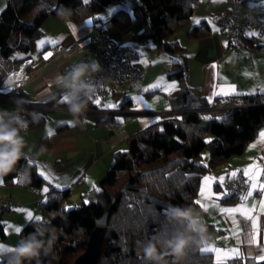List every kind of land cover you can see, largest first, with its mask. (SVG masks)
I'll return each instance as SVG.
<instances>
[{
  "label": "trees",
  "instance_id": "1",
  "mask_svg": "<svg viewBox=\"0 0 264 264\" xmlns=\"http://www.w3.org/2000/svg\"><path fill=\"white\" fill-rule=\"evenodd\" d=\"M37 2L39 0H6L0 13V56L13 65L23 63L26 55L34 50L36 41L43 34L41 24L48 15L81 21L102 12L112 2L119 5L110 18L116 30L125 32L134 22L141 31L133 39L151 43L171 56H181L179 63L173 62L171 67L165 68L166 77L179 82L178 90L169 97L176 117L157 121L130 135L125 141V151L114 154L113 163L99 181L91 201L64 210L61 201L68 198L69 190L61 191L45 181L28 157L21 159L17 169L3 178L5 184H10L25 171L28 175L21 180L22 186L48 189L46 199L38 206L40 220H31L19 233L20 239L33 233L38 225L49 222L56 229L53 251L48 256H41V264H72L85 250L89 235L96 227L95 221L112 203L95 264H144L143 244L153 235L168 236L174 230L167 223L166 208L169 205L197 207L201 178L231 158L241 156L264 126V92L233 97L247 107L234 110L222 119H204L190 112L187 64L182 56L184 48L172 37L188 25L199 0H54L53 7L46 3V8L37 16L27 18V13ZM186 34L191 39H202L209 36L210 29L206 22H200ZM242 42L251 52L264 54V45L258 44L255 38L244 37ZM2 97L13 103V111L19 107L21 115L29 121L27 132L46 120V114H42L33 123L30 113L66 107L56 96L47 102H32L26 99L22 90ZM16 101H21L19 106ZM206 105L202 102L198 107ZM92 107L104 111L103 107ZM129 109L130 101L126 100L116 111L127 112ZM103 123L110 127V134L120 125L113 114L97 124ZM46 144L49 140L45 137L41 145ZM229 194L231 200L238 198ZM7 209L6 206L0 209V239L4 238L2 216ZM9 255L2 264H7ZM183 264L218 263L212 260L210 253L194 248L188 251ZM222 264H264V260L234 258Z\"/></svg>",
  "mask_w": 264,
  "mask_h": 264
},
{
  "label": "crops",
  "instance_id": "2",
  "mask_svg": "<svg viewBox=\"0 0 264 264\" xmlns=\"http://www.w3.org/2000/svg\"><path fill=\"white\" fill-rule=\"evenodd\" d=\"M46 1H49L48 5L53 7L54 0ZM254 1L258 0H199V5L191 15L188 25L182 29L183 31L181 30L183 36L181 38H177L175 35L172 37V39L176 40L184 48L182 56L186 59L187 64V84L190 89L189 103L192 109L197 108L202 102L208 104L219 99H234L233 97L235 96L264 92V54L251 52L244 42L237 47H231L227 42L222 28L210 26L206 20L212 13L231 11L232 9H241L240 14H238L236 10L235 11L239 17H242L252 8L256 7ZM5 4L6 0H0V13L5 7ZM45 8L46 3L39 0V2L31 7L26 17L29 19L33 18ZM118 8L119 7H117V9ZM259 13L263 15L262 12H258L257 14ZM95 15L81 21L61 20L53 15H48L40 27L43 34L36 41L34 50L26 55V60L20 65H13L7 62L14 68L15 73L12 74L13 78L16 77L18 71L28 78L25 86L22 88L26 99L32 102H44L56 96L61 102H64L62 90L55 86V78L62 75V70L69 62L77 58L80 51L89 46L93 26L96 23L103 26L101 20L97 19ZM258 18L261 22L264 21L262 16ZM200 22H206L210 29L209 36L202 39H191L187 37V31ZM109 25L113 27L111 22ZM133 32L134 29L132 25L125 32H119L120 41H126L130 38L133 39L132 37L135 35ZM250 33L246 35L245 38L253 37L258 44L264 45V32L262 29L256 35H250ZM41 41L45 43L41 45ZM123 41H121V43L131 47L139 56L135 62V67L140 69L138 62L144 52L142 51L144 47L140 53L133 45H127ZM149 44L151 43H147V45L143 44V46L147 47H145L146 54L157 56L159 54H164L161 55L164 61L162 70L165 71V68L169 65V61L171 60L172 62H180V55L176 57L171 56L157 50L155 45L151 46ZM68 46H71L69 52L65 53L61 51L62 48ZM49 52L52 53V55L46 60L44 57ZM170 57L172 58L170 59ZM149 65L150 64H148L147 68ZM178 88L179 83H176L170 93L165 94V104H167L168 107L164 110L165 113L159 116L150 112L138 110L137 106L132 103V97L129 96V94L139 92L140 90L128 93L126 100L130 101V109L127 112L118 111L112 113L115 119L120 121V125L117 132L113 135L111 134L108 141H106V138L109 137L107 134L110 127L103 123L107 128V134L103 137L104 141L103 138L101 141L104 143L108 142V151L115 150V153L117 151H125V141L130 135L147 128L157 121L167 119V112L172 108L169 97L173 96ZM114 97H116V95L112 94L106 96L105 99ZM0 102L10 104L11 106L13 104L3 97H0ZM102 107H104V103ZM8 111L13 110L10 109ZM98 112L101 111H92L84 113L83 115L91 113L97 114ZM82 119H80V123L68 124L70 126H67L65 122V124L59 128L63 132H60V134L62 133L60 135L61 137L55 143L49 141V144L46 145H41V143L38 144L40 152L44 156H49L57 151L64 154L72 151L75 148L76 139L68 133L71 132L73 127H81ZM101 120L102 119L98 121ZM94 128L96 129V127ZM262 134H264V126L259 129L257 136L246 146L241 156L231 158L216 170L203 176L200 180L196 203L197 201H201V203L206 205V210L198 203L197 207L193 208L201 213L211 240V242L207 246L202 247L201 250L204 253H210L214 262L218 263L222 261V263H224L234 258L253 259L257 262L264 260L262 259V257H264V210L261 208V202L264 201V193H261L258 188L253 187V181L264 184V137H262ZM123 144H125V147L121 148ZM109 152L106 151L103 153L104 155L102 154V158L107 156V164L105 161L103 163L104 166L99 165V167H97L99 161L101 163L102 159L99 157L88 169L92 171L94 168V172L89 176V188L87 191L89 197L93 189L95 191L97 190L99 181L104 177L107 168L113 163L114 157L109 160L111 156ZM96 153L100 152L95 150L94 154ZM236 169L245 179V187L242 195L231 200L230 194L225 188V182L233 176L234 170ZM250 171H254L255 173L251 180L249 179ZM38 175L41 176L40 174ZM206 179L208 181L207 186L205 185ZM85 180H81L77 185L79 187L85 186ZM47 182L50 183L49 181ZM17 183L20 184V182ZM60 185L62 186L59 188L68 186V184L63 182H60ZM6 188L9 189L6 195L0 196V209L4 207L1 200L6 197L14 200L19 206L5 211L17 213L10 221H8L7 218L4 220L5 222L2 221L4 238L0 239V248L3 249L0 250V264L6 260V255L10 254V251L7 249H11L19 240L20 232H15V229H22L30 222L27 218V213L30 212V210H24V208L28 206V201H21L20 198H18V191H13L14 188L19 187ZM206 188L210 191L213 197L212 199H206L202 196L201 193ZM67 189L70 191L69 188ZM27 190H31L33 195L38 197L34 203L35 209L32 211L34 220V213L39 211V203L46 199L47 192L44 191L42 197H39V190H34L32 188ZM249 192L252 193L251 196H248ZM245 197H247V199H245ZM91 200L92 199L84 203ZM241 207L250 209V215L254 217V219H247L240 213L231 216L221 211V209ZM7 225H9V227ZM9 240H16V242L14 244V242H10ZM209 248L219 250L221 253H229V257L225 258L219 256L215 251H204V249ZM232 250L238 252L239 255H235Z\"/></svg>",
  "mask_w": 264,
  "mask_h": 264
},
{
  "label": "rangeland",
  "instance_id": "3",
  "mask_svg": "<svg viewBox=\"0 0 264 264\" xmlns=\"http://www.w3.org/2000/svg\"><path fill=\"white\" fill-rule=\"evenodd\" d=\"M42 1L45 3L49 2L46 0H42ZM84 1H88V0H84ZM254 3L256 7L260 6L261 0L254 1ZM117 7H119L118 2H112L102 12L96 14L95 17L101 20V23L103 24L105 28V32L108 35V37L111 40H113L115 43H120L121 41H123V40L120 41L119 38L120 33L114 27H110L109 25L111 15L113 14V12L117 10ZM235 10L237 11L238 14H240L241 9L238 10L235 9ZM225 12L228 11H224L223 13ZM260 12H262L263 15H260L259 13L256 14L257 17L262 16V18H264V10ZM218 13L221 12L212 13L206 18V20L210 26L221 28L218 24L212 21V17ZM262 25H263L262 31L264 32V21H262ZM132 26L134 29L133 34H137L141 31L140 27L136 23L133 22ZM182 31L177 32L175 34V37L177 36V38H181L183 36V34H181ZM256 34L257 33H254V35ZM127 40L123 42H125V44L127 45L128 44L133 45V47H135L140 53L142 48L144 47V50H142L144 52L142 53L140 60L138 62L140 68L139 70L144 75V80L141 82L140 91L136 93H130L129 96L132 97V103H134L137 106L138 110L150 112L159 116L160 114L165 113L164 110L167 109L168 107V105L165 104V94L170 93L173 86L179 82L175 79L168 80V78L166 77L167 72L162 70V64L164 61L161 58V55L164 54H159L158 56L146 54V49H145L146 46H143V44L147 45V43H141L131 38ZM149 45L152 46L153 44H149ZM171 58L172 57H170V59ZM172 63H173L172 60L169 61L168 68L171 67ZM148 64L150 65L147 68ZM118 104H120V102L118 101L117 96L111 99L106 98L104 100V107H103L105 109L104 111L98 112L97 114L91 113L87 115H82L79 118V119L83 118L81 121L82 126L81 127L79 126L77 128L73 127L71 132L68 133L69 135L74 136V138L76 139L75 148L72 151H70L71 153L68 152L64 154L61 153L60 151H57L49 156H44L38 148V144H40L41 140L45 137L50 142L55 143L61 137L60 135L62 133L60 134V132L63 131L60 130L59 128L63 126L65 122L67 126H70L68 124H76L74 117L69 113L67 107L61 109L54 108L46 112L36 111L37 116L46 114V120L44 121V123L33 128L32 130L26 133H22V135H24L25 137V140L29 148H31V152L29 153L28 158L36 164L35 171L38 174L43 172L44 176L49 177V179L46 180L44 176H42L43 179L45 181H49L52 186L57 187L56 185H59L60 187L62 186L60 185V182L68 184V186L63 188L57 187L61 191L67 190V188L70 189L69 191L70 194L68 198L61 201V207L64 210L73 209L75 207L80 206L82 203L94 198V193H95L94 189L90 194V197L88 196L87 193L89 188V176L91 175V173L94 172V168L92 171H89L88 169L90 165H92V163L96 161V159H98L99 157L102 158V156L104 155L103 153H105L106 151L109 152L108 151L109 146L107 145L108 142L105 143L103 142L104 141L103 137L106 136L107 134V128L105 125L103 124L97 125V123L99 122L98 120L100 119L103 120V118H105L107 115L112 114L114 112H118L116 111V109L119 106ZM109 105H113L114 107L110 108L108 107ZM11 108L12 106L10 104L0 102V109L10 110ZM94 127H96V129ZM115 132H117V130ZM115 132H113L112 135L115 134ZM107 135L109 137L106 138V141H108L111 134L108 132ZM102 138L103 141H101ZM123 145L121 146V148L125 147V144ZM95 150H97L100 153L94 154ZM25 151H27V149H25ZM109 153L111 155L109 160H111L112 157H114L113 155L115 154V150L110 151ZM205 154L208 155V152L205 151ZM106 157L107 156H104L101 159V163L99 161L97 167H99V165L104 166L103 163L105 161L106 164L108 163ZM110 166L108 168H110ZM26 175H28L27 172L25 171L21 172L18 175V177L12 181L13 183L11 182L10 184H5L3 181V184L0 185V196L6 195L7 191L9 190L6 187H19V188H14L13 191H18L17 192L18 198H20L21 201L24 202L28 201V206L25 207L24 210L26 211L30 210V212L32 213V211L35 209V204H34L35 200H37L38 197L33 195V192L31 190H27L29 189L28 187L21 185V180ZM81 180L83 181L85 180V186L79 187L77 184ZM17 182H20V184H18ZM44 191H45L44 188L39 190V197H42ZM5 199H10V198L8 197L3 198L1 200V203ZM16 213L17 212H12V211L5 212L2 216V221L6 220V218L8 221H10L16 215ZM35 217H40L39 211H36L34 213V219ZM7 226L9 227V225ZM10 242H14L15 244L16 240Z\"/></svg>",
  "mask_w": 264,
  "mask_h": 264
},
{
  "label": "clouds",
  "instance_id": "4",
  "mask_svg": "<svg viewBox=\"0 0 264 264\" xmlns=\"http://www.w3.org/2000/svg\"><path fill=\"white\" fill-rule=\"evenodd\" d=\"M101 71L96 60L82 61L55 78V86L62 90L66 107L76 123L80 122L79 118L97 93L95 75ZM15 103L19 106L21 101ZM29 115L33 123L37 122L36 113ZM28 127L29 121L21 115L19 107L15 111L0 109V185L3 178L15 171L19 161L26 159L31 152L22 135ZM165 215L174 230L168 236L153 235L143 244L144 264H183L189 250L202 248L211 242L203 217L195 208L169 205ZM55 233L56 229L50 226V222L38 225L33 233L21 237L12 246L7 264H41V256H48L53 251L57 239Z\"/></svg>",
  "mask_w": 264,
  "mask_h": 264
},
{
  "label": "built area",
  "instance_id": "5",
  "mask_svg": "<svg viewBox=\"0 0 264 264\" xmlns=\"http://www.w3.org/2000/svg\"><path fill=\"white\" fill-rule=\"evenodd\" d=\"M263 6L252 8L242 17H239L235 9L228 12H221L212 17V21L218 24L224 31L227 42L231 47H237L242 44V39L248 35L247 33H258L263 25L257 17V13L263 11ZM71 46L61 49L62 52H69ZM139 56L129 46L123 43H115L111 40L103 26L96 23L92 29L90 44L87 48L80 51L77 58L69 62L62 70V75L70 70L71 66L79 62H87L96 60L102 71L95 75L98 83V89L93 100L89 102L87 111L89 113L94 110V107H102L104 99L108 95L115 94L118 101L124 102L130 92L139 91L143 75L139 69L135 67V62ZM15 73L12 65L0 56V97L10 92L18 93L25 86L27 77L18 71L15 78L12 74ZM11 89V91H9ZM99 100V104L94 101ZM247 107L246 104L235 99H219L208 103L204 107L191 109L190 112L204 119L218 120L227 116L234 110H239ZM176 112L170 109L167 112L168 118H175ZM232 177L226 180V190L239 197L242 195L245 187V179L240 175L239 171L234 170ZM2 204L8 209L17 208L19 205L11 199L3 200Z\"/></svg>",
  "mask_w": 264,
  "mask_h": 264
},
{
  "label": "snow or ice",
  "instance_id": "6",
  "mask_svg": "<svg viewBox=\"0 0 264 264\" xmlns=\"http://www.w3.org/2000/svg\"><path fill=\"white\" fill-rule=\"evenodd\" d=\"M261 6H264V0H261ZM250 35H254V33H250ZM44 43H45L44 41H41V45H43ZM51 55H52V53L49 52L47 55H45L44 58L47 60ZM94 102L97 103V104H99V100L98 99L96 101H94ZM108 107L111 108V107H114V106L113 105H109ZM262 137H264V134H262ZM40 175L41 176H44V173L41 172ZM233 175H235V174H233ZM254 175H255L254 171H250L249 172V179L251 180ZM44 178L46 180L49 179V177H47V176H44ZM207 184H208V181L206 179L205 180V185L207 186ZM56 186L59 187V185H56ZM253 187L254 188H258L261 193H264V184H261V183H258L256 181H253ZM47 191H48V189L45 188V192H47ZM201 194L206 199H212L213 198L212 195H211V193H210V191H208L207 188L204 191H202ZM251 194L252 193L249 192L248 193V196H251ZM217 199H218V197H217ZM245 199H247V197H245ZM197 203L200 204V206L203 207V208H205V210H206V205L205 204L201 203V201H197ZM261 208H262V210H264V201L261 202ZM221 211L224 212V213H227V214H229L231 216H234L236 213H240L242 216H244L247 219H254V217H252L250 215V211L251 210L250 209H246L244 207H241V208H233V209H221ZM27 218H28L29 221L33 220V215H32L31 212H28L27 213ZM35 219L36 220H40V217H35ZM254 229H255V225H254ZM20 231H21L20 228H16L15 229V232H17V233H19ZM0 250H3V249L0 248ZM7 250L8 251H12V249H7ZM204 251H215V252H217V254L219 256H223L225 258H228L229 257V253H221L219 250H216V249H213V248L204 249ZM232 251H233V253H235V255H239V253L236 252L235 250H232ZM262 259H264V257H262ZM218 264H222V261L218 262Z\"/></svg>",
  "mask_w": 264,
  "mask_h": 264
},
{
  "label": "water",
  "instance_id": "7",
  "mask_svg": "<svg viewBox=\"0 0 264 264\" xmlns=\"http://www.w3.org/2000/svg\"><path fill=\"white\" fill-rule=\"evenodd\" d=\"M112 203L103 215L95 221L96 227L89 235L85 250L79 255L72 264H95L99 253L103 228L107 226L113 208ZM60 264V262L56 263Z\"/></svg>",
  "mask_w": 264,
  "mask_h": 264
}]
</instances>
